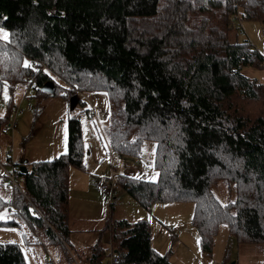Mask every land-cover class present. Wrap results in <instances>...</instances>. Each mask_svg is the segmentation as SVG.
Instances as JSON below:
<instances>
[{
	"label": "trees",
	"instance_id": "obj_1",
	"mask_svg": "<svg viewBox=\"0 0 264 264\" xmlns=\"http://www.w3.org/2000/svg\"><path fill=\"white\" fill-rule=\"evenodd\" d=\"M236 17L264 28V0H0L9 33L0 37V87L27 80L36 95L57 94L56 76L76 100L77 91H106L110 149L137 155L144 140L155 142L157 178L119 173L121 188L145 208L191 201L206 256L221 223L238 243L264 242V82L242 72L264 56L230 39ZM82 153L73 114L65 151L27 162L17 170L22 191L0 192V225L18 226L25 241L43 231L65 255L68 173ZM220 180L234 194L226 203L213 194ZM105 230L112 264H173L153 248L148 220L108 218ZM104 255L97 241L77 264H105ZM0 264H26L18 242L0 241Z\"/></svg>",
	"mask_w": 264,
	"mask_h": 264
},
{
	"label": "rangeland",
	"instance_id": "obj_2",
	"mask_svg": "<svg viewBox=\"0 0 264 264\" xmlns=\"http://www.w3.org/2000/svg\"><path fill=\"white\" fill-rule=\"evenodd\" d=\"M233 25L230 39L248 38L251 45L264 56V28L261 22L236 17ZM239 29L244 30V36L239 33ZM4 34L8 36L9 33L0 25V37L4 38ZM242 72L264 82V62L260 66H244ZM54 78L53 86L57 88V94L36 95L29 88L27 80L17 83L12 89L8 85L0 87V176H3L4 170H12L11 161L21 158L26 159V163L45 160L64 152L67 119L79 114L82 167H70L68 173L69 221L77 229L72 230L68 237L65 255L60 245L51 242L43 231L30 233V238L27 235L26 241L30 242V239L34 242L27 244L16 225H0V241L18 242L26 264H77L83 260L85 252L89 253L91 245L99 241L105 249L103 263L109 264V232H101L106 220L146 219L150 225L153 248L160 253L169 251V260L176 264H264V242L238 243L226 223L219 224L217 228L210 256L203 254L192 224L191 201H159L145 208L128 192L120 189L121 186L110 192L103 191L100 177L110 173V153L116 157V172L156 179L158 173L153 161L155 142L144 140L137 155L111 150L105 131L111 111L106 91H77L78 100L71 104L72 94L68 84L59 77ZM12 104L21 108L17 114L10 110ZM88 107L94 108L93 114L87 113ZM8 123L10 127H7ZM8 154L10 162L7 161ZM98 163L103 164L98 168ZM17 181L22 188V178L18 175ZM3 187L5 189L1 188L0 191L7 198L12 188L7 183ZM213 194L223 203L234 196L223 180L213 186ZM94 227L97 231L88 229Z\"/></svg>",
	"mask_w": 264,
	"mask_h": 264
},
{
	"label": "built area",
	"instance_id": "obj_3",
	"mask_svg": "<svg viewBox=\"0 0 264 264\" xmlns=\"http://www.w3.org/2000/svg\"><path fill=\"white\" fill-rule=\"evenodd\" d=\"M239 32H240V34L242 36L245 35L244 30H240L239 29ZM246 42L250 43L248 38H246ZM10 110L13 111L15 114H17L21 110V108L12 104L10 106ZM87 113L88 114H93L94 113V108L93 107H88L87 108ZM10 125L8 123L7 127H10ZM10 153H11V151H9V154ZM8 161L10 162V158H8ZM115 163H116V157L110 153L109 157H108V164H109V168H110V173L108 175H102L100 177V187L105 192L113 191V190L119 188V186H120V183H119V180H118L119 173L116 172V170H115ZM11 164H12V170L11 171L4 170L3 176L6 179L9 187L18 188V189H20V191H22V189L19 186V183L17 181V175H18L17 170H19V164L20 163L16 160V161H11ZM2 167L4 168V165ZM116 260H117V254H116V252L114 250H111L110 251V256H109V264H112V263L116 262Z\"/></svg>",
	"mask_w": 264,
	"mask_h": 264
},
{
	"label": "crops",
	"instance_id": "obj_4",
	"mask_svg": "<svg viewBox=\"0 0 264 264\" xmlns=\"http://www.w3.org/2000/svg\"><path fill=\"white\" fill-rule=\"evenodd\" d=\"M59 149V148H58ZM8 158H10V155H8L7 156V161H8ZM21 160H24L23 158H21ZM20 159H18L17 161L18 162H20L21 161ZM103 163H98L97 164V167L99 168L101 165H102ZM84 170V169H83ZM3 189V188H2ZM120 189H123V188H120ZM124 190V189H123ZM1 192V191H0ZM127 192V191H126ZM67 223H68V227H69V229H70V233H69V236H70V234L72 233V230H76L77 228H74V226L70 223V221H69V212H68V218H67ZM163 226H165V225H163ZM86 228H83V230H85ZM88 229H90V230H96L97 228L96 227H94V228H88ZM79 230V229H78ZM97 231V230H96ZM69 243H71V242H69ZM197 246V245H196ZM198 247V246H197ZM189 250H191V249H189ZM86 251V250H85ZM191 252L193 253V251L191 250ZM88 254L89 253H87V252H85V255H84V257H83V259H85L87 256H88ZM171 262L173 263V264H176L175 262H173L172 260H171ZM183 264V263H182Z\"/></svg>",
	"mask_w": 264,
	"mask_h": 264
},
{
	"label": "water",
	"instance_id": "obj_5",
	"mask_svg": "<svg viewBox=\"0 0 264 264\" xmlns=\"http://www.w3.org/2000/svg\"><path fill=\"white\" fill-rule=\"evenodd\" d=\"M75 100H76V95H71L70 103L73 104ZM19 170L21 172H25L27 170L26 159L20 161Z\"/></svg>",
	"mask_w": 264,
	"mask_h": 264
},
{
	"label": "snow or ice",
	"instance_id": "obj_6",
	"mask_svg": "<svg viewBox=\"0 0 264 264\" xmlns=\"http://www.w3.org/2000/svg\"><path fill=\"white\" fill-rule=\"evenodd\" d=\"M4 38L5 39L7 38V34H4ZM25 67H30V65L28 64V62H25ZM0 218H3V217H0Z\"/></svg>",
	"mask_w": 264,
	"mask_h": 264
}]
</instances>
